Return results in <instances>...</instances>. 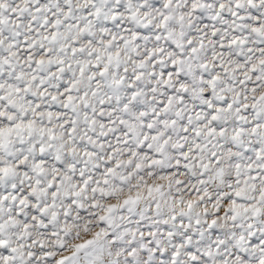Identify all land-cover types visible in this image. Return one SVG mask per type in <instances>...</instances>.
I'll return each mask as SVG.
<instances>
[{"label":"snow or ice","instance_id":"obj_1","mask_svg":"<svg viewBox=\"0 0 264 264\" xmlns=\"http://www.w3.org/2000/svg\"><path fill=\"white\" fill-rule=\"evenodd\" d=\"M0 264H264V0H0Z\"/></svg>","mask_w":264,"mask_h":264}]
</instances>
